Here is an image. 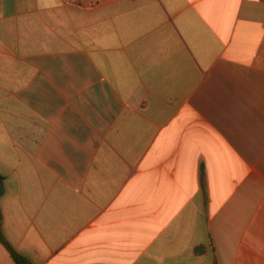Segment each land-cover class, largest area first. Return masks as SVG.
<instances>
[{
  "label": "crops",
  "instance_id": "0c3cea01",
  "mask_svg": "<svg viewBox=\"0 0 264 264\" xmlns=\"http://www.w3.org/2000/svg\"><path fill=\"white\" fill-rule=\"evenodd\" d=\"M0 174L32 264H264V0H0Z\"/></svg>",
  "mask_w": 264,
  "mask_h": 264
},
{
  "label": "trees",
  "instance_id": "16d2710c",
  "mask_svg": "<svg viewBox=\"0 0 264 264\" xmlns=\"http://www.w3.org/2000/svg\"><path fill=\"white\" fill-rule=\"evenodd\" d=\"M4 176L0 174V198L3 196L5 192L4 186ZM0 242L1 244L7 249L9 254L11 255L12 259L16 264H32L28 257L22 255L18 251H16L13 246L6 240L3 234V214L0 208ZM205 250V247H198L196 248V253L201 254Z\"/></svg>",
  "mask_w": 264,
  "mask_h": 264
}]
</instances>
